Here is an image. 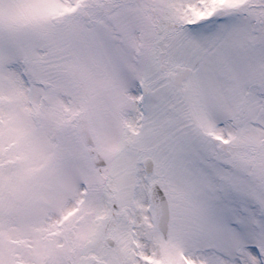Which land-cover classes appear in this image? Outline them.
I'll return each mask as SVG.
<instances>
[{"label": "snow or ice", "instance_id": "1", "mask_svg": "<svg viewBox=\"0 0 264 264\" xmlns=\"http://www.w3.org/2000/svg\"><path fill=\"white\" fill-rule=\"evenodd\" d=\"M0 264H264V0H0Z\"/></svg>", "mask_w": 264, "mask_h": 264}]
</instances>
